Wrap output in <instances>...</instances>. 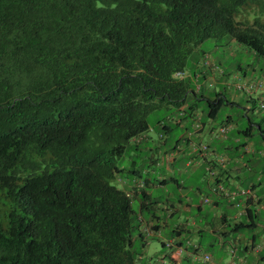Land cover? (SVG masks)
<instances>
[{
    "label": "trees",
    "instance_id": "16d2710c",
    "mask_svg": "<svg viewBox=\"0 0 264 264\" xmlns=\"http://www.w3.org/2000/svg\"><path fill=\"white\" fill-rule=\"evenodd\" d=\"M207 40L252 56L239 70L264 86V0H0V264H135L153 203L144 187L133 208L138 189L112 182L143 169L117 162L161 105L185 118L190 94L214 119L227 103L192 89L226 76Z\"/></svg>",
    "mask_w": 264,
    "mask_h": 264
},
{
    "label": "crops",
    "instance_id": "0c3cea01",
    "mask_svg": "<svg viewBox=\"0 0 264 264\" xmlns=\"http://www.w3.org/2000/svg\"><path fill=\"white\" fill-rule=\"evenodd\" d=\"M229 46H234V43L231 42ZM215 64L217 65V63ZM244 73L241 76L243 77V81L247 80L246 82H248L259 79V74L257 73L249 74L247 71ZM208 74L213 77L216 75L214 72H211V69H208ZM235 76L238 77L237 74L233 75L234 78ZM217 79L219 82L220 79ZM262 97L263 95H256L249 98L245 96L244 98L246 102L257 105ZM231 103L236 104V102ZM187 106L189 105L186 104L180 108L182 113H185L184 111L187 110ZM176 110L178 111V109ZM196 111L197 108L194 106L190 117L193 119V123L198 122L200 127L197 130L194 129L192 135L189 134L187 138H180V136L170 145L169 150L165 152V167H159L161 164H157V158L150 157L149 164L153 167H149L148 169L143 168L142 174L146 177L145 180L137 178L138 176L136 175L129 176L128 179H119L126 192H131L134 189L129 186L133 179H142L145 183L144 189H146L148 195L145 197V200L153 203L150 205L148 211H145V209L138 211L139 230H141L144 236L149 235L147 239L145 236L144 239L139 240L141 248L150 247L152 242H157V247L160 245L161 247L159 248L165 250L161 255L158 249L159 264H165V262L177 264L181 257L182 261H189V263L191 262L190 260L197 261L195 258L198 254L193 252V246L198 247L199 252L210 255L211 261H202L204 264H264V248L259 252L253 250V247L264 238V219L260 220L261 224L256 222L258 213L264 211V197L256 194V186L253 183L248 184L250 185L248 188H242L241 183L243 180L240 178V174L243 171H250L251 169L249 167L250 164L243 161L245 155H251L252 157L257 156L258 153L264 155V148L263 150L258 149L257 144L251 141L255 129L264 137L260 125L252 124L248 120L249 127L241 132L234 128L231 118H228L226 123H222L221 125L229 124L231 127L229 133L235 132L243 136L244 141L242 144H240L239 136L233 143L241 147L244 153L235 159H230L223 155L226 160H224L223 165H218L217 159L221 156L218 152L219 147L227 150L231 146L228 147V143L226 145H221L219 142L216 143L215 140L217 138L213 137L215 128L206 122H202L200 118H196ZM179 126L182 128L183 124ZM157 136L158 142L165 137V135L161 136L160 133ZM147 139L149 138L146 136L144 140L147 141ZM203 139H207L206 145L209 149L205 155H198L194 152L193 148L194 146L203 144ZM225 139L227 142L230 140L227 137ZM151 146L153 150H159L161 145L158 143V145L151 144ZM176 154L178 160L175 161ZM188 155L196 160L193 167H189L192 164L189 162L190 160L186 163L184 162V158ZM171 156L172 158L170 159ZM197 156L202 159L199 160ZM178 162H183L184 167H175V163ZM215 168L216 171L214 172ZM135 169L137 168H127L128 171ZM208 169L212 172L211 182H214V184H223L224 182L227 185L226 187H228L227 191H232L233 187H236V189H250L259 199L258 202L256 203L255 200L247 202L242 196L231 200L223 193H214L210 189V181L208 193L212 194V200L207 199L206 197L210 195H207L206 191H202L201 183H203V177L206 175ZM151 172L154 175L151 178V188L154 190H164L166 193L164 196L156 197L152 194L151 190H147L149 186L147 175ZM167 182L175 185L174 195H171L167 191ZM187 183L188 188L184 192L185 188L182 186ZM137 191H139L138 195H133V199L140 203L142 196L141 189ZM203 199H207L208 201L205 202ZM169 221H171V226H169ZM256 228L257 230L254 231ZM149 239L151 241L148 243ZM187 243H190L191 246L187 247ZM167 244L171 246L168 247ZM178 248H181V253H179L180 250ZM156 250L157 248H154L155 256ZM213 252L217 253L218 257L216 260L214 255L211 254Z\"/></svg>",
    "mask_w": 264,
    "mask_h": 264
},
{
    "label": "rangeland",
    "instance_id": "374dc122",
    "mask_svg": "<svg viewBox=\"0 0 264 264\" xmlns=\"http://www.w3.org/2000/svg\"><path fill=\"white\" fill-rule=\"evenodd\" d=\"M201 50L206 51L209 54V62H211V72H216V64H220V66H222L221 69L225 70L226 72V76L225 77H221L220 76V80H219V84L215 85L213 84L212 87L208 86V84L206 82L203 81V79H199L197 81V83H193L192 85V89L194 91H196L197 96L199 95H204L206 97H212V95L215 92H219V90H221V92H223L225 100H227V103L225 102V104L219 109L216 117L214 119H209L207 118V107L205 104L204 100H197L195 99L193 96H191L189 94L188 99H187V103L188 104H194L197 108L196 111V118H200L202 122H206L209 125H212L213 128H215L214 133H213V137H215V132L216 130H218V128L221 126L222 123H226V120L228 118H231L232 122H233V126L235 129L239 130V131H244L245 129H247L249 127V122L248 120H250V122L252 124H259L261 127V131L262 134L264 136V110L260 109L259 107V101L257 105H252L248 102H246L245 100V96L246 93L245 91H237L234 87L235 83H245L246 81H243V77L242 76V72L243 70H239V66L241 68H243L244 70H250L249 66L253 65V57L250 55L247 56H242V55H238L236 53L237 52V48L236 46H227V47H219V48H215L213 47L212 44V40H207L205 41L201 46H200ZM259 62H257V64H259ZM262 63V62H261ZM260 63V65H261ZM262 65H264L262 63ZM261 65V66H262ZM263 67V66H262ZM259 66L258 68L256 67V72H259ZM264 68V67H263ZM201 70V69H200ZM221 70H218L217 72H220ZM208 73V71H207ZM248 73L250 74V71H248ZM237 74L239 76L240 79L234 80L233 75ZM202 88L201 93H199L197 90ZM199 93V94H198ZM252 96H256L257 93L255 92V90H252ZM261 95H263V97L261 98L262 100H264V91L261 93ZM251 96V97H252ZM248 97V96H247ZM231 102H236V104H232ZM181 114L178 113V111L176 110V107L174 106H166V105H161L159 108H157L156 110L152 111L148 117H147V122L150 126L149 131L147 132L146 136L149 138L146 140H142L140 142V150L138 151H133L132 146H129L124 154V156L118 160V164L123 167L125 170H127L128 167H136L138 169H148L149 167H153L152 165L149 164V158L150 157H154L155 159L157 158V164L160 165L159 167H165L164 163L165 161V152L166 150H169L170 145L173 144V142L179 138H187L189 134H193V130H194V123H193V119L190 116H185V118L181 119ZM181 119V120H180ZM180 120L181 124H183V127L181 128L180 126H176V122ZM162 121L165 122V124L169 125L172 130L169 133H164L165 137L164 139L159 140V142L157 141V138L160 133L159 127H158V122ZM253 136L251 137V141L253 143L257 144V148L258 149H262L264 148V137H262V135L259 133V131L257 129H255V131L253 132ZM163 135V136H164ZM239 136L240 138V144L243 143L244 138L242 135L237 134V133H228L226 135L227 138H229L230 140L227 142L226 139L224 137H220L217 138L216 143H220L221 145H228V147H230V149L224 150L222 147H219L218 152L220 153V155L222 156V158L224 157L223 155H225L226 157L230 158V159H235L237 157H239L242 153H244L242 151L241 147H238L237 144L233 143V141L235 139H237ZM181 140V139H180ZM262 140V142H261ZM222 141V143H221ZM203 144L206 145L207 139H203ZM160 143V149L159 150H153L151 144H157ZM164 143V145H163ZM220 145V146H221ZM166 147V148H165ZM209 149V148H208ZM258 152V151H257ZM264 152V150H263ZM191 153V152H190ZM189 153V155H190ZM197 154V153H196ZM186 156L184 158V162H189L192 163L191 166L189 167H193L194 164L196 163L195 158H192L190 156ZM199 155V154H198ZM219 156V157H221ZM199 160H201L202 158L197 156ZM218 157V158H219ZM172 158V156L170 157V159ZM178 160L177 159V154L175 155V161ZM224 160L225 157H224ZM218 161V159H217ZM244 163H249L251 167L250 171H243L240 174V178L243 180L242 181V188H248V184H255L256 186V194H258V196H263L264 197V155L261 153H258L257 156L252 157L251 155H245L244 158ZM218 163V162H217ZM220 165V164H218ZM226 165V164H225ZM175 167H184V163H175ZM209 167V166H208ZM242 167V166H239ZM163 171V170H162ZM216 171V168L214 169V172ZM211 174L212 172L208 169L206 171V175L203 177V183H201V189L203 192H205L207 195H210L209 197H206L207 199H211L212 200V194L208 193V188H209V183L211 182ZM130 176V174L128 172H122L121 174H119V177L112 182L113 185H115L118 189H122L123 190V185L119 182V179H128V177ZM147 181L149 183V186L147 187V190H151L152 194L157 196H164L166 193L164 192V190H154L151 188L150 184L152 182L151 178L154 176L151 173H149L147 175ZM131 177V176H130ZM138 178V177H137ZM142 178L145 180V176H142ZM136 179V178H135ZM142 180V179H140ZM143 181V180H142ZM188 181V180H187ZM210 181V182H209ZM189 182V181H188ZM216 184H214V182H211L210 185V189H212ZM219 185L222 186V188H224L225 190H228V187H226L227 185H225V183L223 182V184L219 183ZM130 187H133V184L130 183L129 184ZM166 187H167V191L171 194L174 195L175 192V185L173 183H166ZM183 188H185L184 192L186 191V189L188 188V183L184 186H182ZM238 189V188H237ZM236 187H233V191L237 190ZM205 195V194H204ZM214 195V193H213ZM137 201H133L132 205L134 209H137ZM260 211V210H259ZM264 219V211L259 212L258 216H257V223L261 224L260 220ZM171 221H169V226H171ZM170 229V228H169ZM256 229H254V231H256ZM169 231V230H168ZM170 235V234H168ZM167 235V236H168ZM146 239L148 238L149 235H145ZM187 239L192 240L189 237H186ZM151 241V239H149L148 243ZM188 241V240H186ZM185 241V242H186ZM184 242V243H185ZM191 245V244H190ZM157 242H152L150 247H146V248H141L140 242L138 240H136L134 242V246H133V251L139 253V255L141 256H137L136 260H135V264H159V257H158V249L161 252V255L165 252V250L160 249L159 247H161L159 245V247H157ZM188 246V245H187ZM189 247V246H188ZM154 248H157L156 250V256L154 254ZM212 252V251H210ZM214 255L215 260L217 259V253L213 252L211 253ZM205 254H203V252H199V254L196 256L195 260H190L191 262L189 263V261H182L181 258L179 260V262H177V264H204L203 261V256ZM209 257V262L211 261V257L210 255H208ZM158 260H156V259ZM168 260V259H166ZM165 264H168L167 262H165Z\"/></svg>",
    "mask_w": 264,
    "mask_h": 264
},
{
    "label": "built area",
    "instance_id": "2783aa9c",
    "mask_svg": "<svg viewBox=\"0 0 264 264\" xmlns=\"http://www.w3.org/2000/svg\"><path fill=\"white\" fill-rule=\"evenodd\" d=\"M210 68V66H209ZM216 69V68H215ZM174 77H178V78H182L183 77V74L181 73H176L174 75ZM235 89L237 91H245L246 95L247 96H252V90H255V92L257 93V91H262L263 90V82L262 80H254V81H250V82H245V83H235L234 85ZM259 107L260 109L264 110V100L260 99L259 100ZM200 127L199 123L198 122H195L194 123V129L197 130L198 128ZM231 127L229 126V124H224V125H221L218 130H216L215 132V137L216 138H220V137H226V135L229 133ZM214 133V131H213ZM146 137V134H142L134 139H132V142L133 143H139L141 142L142 140H144ZM194 152L199 154V155H205L207 152H208V146L205 145V144H199L197 146H194L193 148ZM218 164L220 165H223L224 163V159L222 157H219L218 158ZM133 184V188L135 189H143L144 186H145V183L144 181L140 180V179H133L132 182ZM212 192L214 193H223L227 198L231 199V200H235L237 197L239 196H242L244 197V199L248 202L250 200H255L256 203L258 202V198L255 196V194H253L252 190L248 189H237L236 191H227L225 190L224 188H222L221 185L217 184L215 185L212 189H211ZM205 202H207L208 200L207 199H203ZM188 246H191L190 243H187ZM168 247H170L171 245L170 244H167ZM187 246V247H188ZM264 248V238L263 240L259 243V244H256L254 247H253V250L255 252H259L260 250H262ZM193 249H194V253L195 254H199V249L198 247L196 246H193ZM179 253H181V248H178ZM203 262H209V257L208 255H204L203 256Z\"/></svg>",
    "mask_w": 264,
    "mask_h": 264
}]
</instances>
